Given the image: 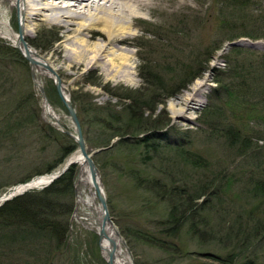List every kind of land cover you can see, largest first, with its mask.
Masks as SVG:
<instances>
[{
  "label": "rangeland",
  "instance_id": "1",
  "mask_svg": "<svg viewBox=\"0 0 264 264\" xmlns=\"http://www.w3.org/2000/svg\"><path fill=\"white\" fill-rule=\"evenodd\" d=\"M241 1L244 0H157L156 10L147 14L150 22L140 20L132 26L136 43L126 46L134 56L137 84L117 83L102 68L91 66L59 70L58 77L80 121V112H102L97 107L114 106V113L119 110L124 114L125 106L131 102L129 97L125 98L129 94L153 93L157 100L164 101L149 119L152 123L158 116L163 123L169 118V124L153 136L161 145L158 152L147 151L145 141L137 146L126 138L119 144L120 137L109 146L98 147L100 142L90 146L100 167L114 224L119 232L125 233L123 238L132 264H226L224 260L227 264H240L246 260L240 252L245 237L253 244L248 246L249 250L261 254L254 263L264 264V226H259L261 222L264 224V195L257 189L258 183H264V33H260L264 20L259 17L264 15V0H246L247 4L240 6ZM9 11V5L0 2V21L13 32L12 27L19 29L20 18L16 16L12 22ZM64 39L62 29L43 22L27 37L34 48L48 56L68 45ZM180 66L194 72L176 85L178 76H172L168 67ZM151 72L161 74L165 83L161 86L149 76ZM196 72L201 74L196 77ZM38 77L43 82L42 88L37 86ZM73 78L75 82H71ZM218 78L222 83H218ZM205 79L210 84L204 102L193 103L185 117L175 115L171 106L182 107L179 104L182 97L192 93L195 82ZM56 80V76H38L20 48L0 34V197L18 184L57 172L65 166L69 155L79 150L75 138L63 130L64 127L76 134ZM215 89H219L218 94H214ZM45 102L61 115L62 127L54 125L51 117L45 115ZM212 104H219L221 112L208 110ZM28 113L37 117L28 119L25 115ZM16 122L17 128L12 129L11 124ZM93 131L90 136L98 142L101 129ZM83 134L85 137L84 129ZM182 139L193 156L201 160L199 166L179 154L176 146ZM73 146L60 167L37 174L59 148L64 153ZM73 166L77 173V165L70 168ZM28 176L31 177L28 181H22ZM154 179L167 188L191 183L193 187L202 184L209 190L207 183H227L223 203L208 191L207 198L204 196L199 202L207 199L211 206L205 202L206 209L194 213L195 222L201 226L208 223L210 227H206L222 240L221 244L219 240L205 243L191 238L187 231L190 221L179 228L170 227V197L166 202L157 191L144 188L145 181ZM77 196L76 192L66 253L49 264H109L99 233L89 225L98 212L81 205L77 212ZM246 215L256 219H247ZM237 232L242 235L240 242L234 238ZM148 234L165 244H154L141 237Z\"/></svg>",
  "mask_w": 264,
  "mask_h": 264
},
{
  "label": "trees",
  "instance_id": "2",
  "mask_svg": "<svg viewBox=\"0 0 264 264\" xmlns=\"http://www.w3.org/2000/svg\"><path fill=\"white\" fill-rule=\"evenodd\" d=\"M236 3H234V5H236ZM240 4V6L246 5L247 1H241ZM243 12L246 11L243 10ZM259 17L264 20V15ZM255 29L256 28H252V31L258 32V30ZM260 33H264V30H260ZM231 39H235V37ZM168 69L172 76L175 78L178 76L179 82L177 81L176 85L183 81L185 76L194 72L189 69H186L185 71V67L181 66L177 68L168 67ZM230 71H232L231 67ZM151 73H148L149 76L155 78L156 81H159L161 86L165 83L161 80V74ZM200 74V72H196L195 76L197 77ZM219 79L220 78H218V83L220 84L222 81ZM183 82H185V79ZM155 84L157 85L156 82ZM218 91L219 89H215L214 94H218ZM127 97L131 99V102L124 108L128 113L125 110L124 114H121L119 110L114 113V106L108 108L97 107L99 110H102V112L94 111V113H92L88 111L87 113L86 111L85 114L80 112L81 122L89 148L99 142L101 144H99L98 147L109 146L115 138L120 137L118 141L119 144L123 143L126 138L127 142L137 146L141 145L142 141H145L144 144L146 145L147 151L158 152L161 145L156 142L153 136L157 133V130L159 131L160 129H163V126L169 122V118L163 123H161L162 120L158 116L151 121L152 123H150L149 119L155 114L158 105L164 101L157 100L153 93L150 95H144L143 92H139L136 96L129 94L125 96V98ZM219 106V104H212L208 110L215 113L221 112ZM214 107L216 110H214ZM93 110L96 109L93 107ZM147 112L150 116L145 115ZM25 115H27L28 119H31L29 117L33 116L32 113ZM34 117L36 118L37 116H33V118ZM168 124L169 123L166 125ZM17 126V122L16 125L11 124L12 129L14 127L17 128ZM47 127H49V129L51 128V126ZM93 128L101 129L98 142L90 136V134L94 132ZM88 129H91V131ZM151 129H153L152 133L140 137L142 133ZM43 134L48 137L50 136V133ZM43 137L46 138L44 135ZM130 137L134 138V140ZM182 137L185 139V135L182 134ZM183 139L178 141L176 149L180 151V155L188 160L187 162L199 166L201 160L198 157L193 156V154L187 149L185 143H183ZM242 139L243 142L247 141L246 137H243ZM73 148L74 146L70 149H65L67 151L64 153H61V148H59V152L56 151L54 153V158L50 160V162H44L47 164L42 167L37 174L50 172L60 167L66 160L67 156L72 152ZM30 176L22 181H28L31 178ZM75 181L76 171L73 166L50 185L42 189H34L17 195L0 206V264H49L50 261H53L58 255L66 253L70 218L75 207ZM153 181H145L144 188L148 191H157L156 193H158V195L165 201L170 197L168 200L170 202L166 201L170 203L169 206L171 205L170 214L168 216L171 223L170 227L179 228L180 225L182 227L185 223L190 221L189 229L187 231L191 238L198 239L205 243L208 240H219L218 242L221 244L222 240L217 239L214 236V232L206 227L209 226L208 223L201 226L195 222L194 213L205 210V202H208V207L211 206L210 201L207 199L201 203L199 202L204 196H206L208 191H210V194L213 195V197H217L219 200L222 199L221 203H223L225 198L224 195L227 192V183L226 185L207 183L206 187L209 189L207 190L202 184L193 187L191 183H188L185 187L174 186L167 188L165 184L160 185L159 180L154 179ZM213 189L215 190L211 192ZM257 189L264 195V183H258ZM166 193H169V196L165 198ZM176 195L178 196L177 199L174 198ZM240 217L244 216L241 214ZM246 218L252 220L256 219L249 215H246ZM259 226H264V224L261 222L259 223ZM123 234L125 233L123 232ZM203 234L208 235V237H204ZM251 234L254 235L253 233ZM141 237L154 244H165L163 241L155 240V237L153 236V238L149 234L142 235ZM234 238L240 242L242 240V235L237 232L234 235ZM229 240H231V238ZM249 245L252 247L253 244L250 243V238L245 237L244 246L240 248V252L241 255L246 256V260L240 264H255V260L261 255L259 252L252 253L249 250ZM239 255L240 254H237V256ZM247 257L255 259L247 260ZM225 259L229 258L227 257ZM229 260L233 263L231 259ZM224 262L226 264L228 263L226 260H224Z\"/></svg>",
  "mask_w": 264,
  "mask_h": 264
},
{
  "label": "bare ground",
  "instance_id": "3",
  "mask_svg": "<svg viewBox=\"0 0 264 264\" xmlns=\"http://www.w3.org/2000/svg\"><path fill=\"white\" fill-rule=\"evenodd\" d=\"M0 2L9 5L12 22L16 16L20 18V22L22 21L23 39H20V28L16 30L12 27L13 32H10L3 21H0V34L19 47L24 55L36 60L33 68L38 76L58 77L59 70L68 71L84 65L87 68L90 66L102 68L104 73L117 83H138L139 79L133 71L134 56L126 46L136 43L132 26L140 20L150 22L147 14L156 10L157 0H1ZM41 22L62 29L64 42H68V45L63 49L53 50L50 56L34 48L27 37ZM120 44L124 47L119 46ZM52 59L60 64L55 65ZM207 80L195 82L192 93L182 97V101L179 102L182 107L171 106L175 115L185 117V113L193 103L204 102L210 84ZM75 81V78L71 80V82ZM60 82L63 83L62 80ZM37 86L43 87L39 77ZM62 86L65 88L64 83ZM44 113L51 117L54 125L62 127L61 115L48 102L44 103ZM68 161H74L77 165V212L80 205L89 211L97 210L98 216L92 218L89 225L96 228L98 233H101L105 227L108 234V237L104 236L100 241L104 256L108 257V251L115 249L114 264H132L131 256L121 238L124 237L123 232H119L117 226L110 221L104 225L99 193L86 159L81 156L80 150H76L69 155L66 162ZM52 177V173L37 176L11 188L9 193L48 186L58 179ZM99 185L104 190L102 179H99ZM87 215L90 216V212H87Z\"/></svg>",
  "mask_w": 264,
  "mask_h": 264
},
{
  "label": "water",
  "instance_id": "4",
  "mask_svg": "<svg viewBox=\"0 0 264 264\" xmlns=\"http://www.w3.org/2000/svg\"><path fill=\"white\" fill-rule=\"evenodd\" d=\"M19 28H20V35H21L20 39H23V37H22L23 36L22 35V21L20 22ZM24 56L30 61L32 66L36 64V60L33 57H29L27 55H24ZM60 81L61 80L59 79V77H57V80H56L57 91H58L61 99L65 103V105H66V107L70 113L71 119L75 125L76 134L69 132L64 127H63V130L75 138V140L77 141V143L79 145V150L81 152V156L83 158H85L87 163H88V166H89L90 171H91L92 180L94 182L96 190L99 193V200H100L101 206H102L101 209H102L103 215H104L103 216L104 225H105V223H107L109 221L114 224L113 218H112L110 210H109L105 190L101 189V186L99 185V179H101L100 170H99L98 166L96 165V163L93 159V153H90L88 150V146L86 144V140H85V137L83 134L82 124H81L80 118L77 114V110L74 106V103L70 99L69 94L67 95V93L64 91L65 88H63L62 83ZM45 100L47 101V99H45ZM74 164H75L74 161H68L62 169L58 170L57 172L52 173V175H53L52 179L59 178L61 175H63L70 168L71 165H74ZM27 190H29V189H25L24 191L19 192V193H14V192L9 193V191H8L3 196H1L0 200H2L4 202V201L12 198L14 195L22 194V193L26 192ZM75 191L78 193V183L75 184ZM104 236L108 237V234L105 230V227L102 229L101 233H99L100 241L104 238ZM121 238L123 239L125 246H127L125 239L123 237H121ZM115 255H116L115 249L108 251L107 261L109 264H114Z\"/></svg>",
  "mask_w": 264,
  "mask_h": 264
}]
</instances>
